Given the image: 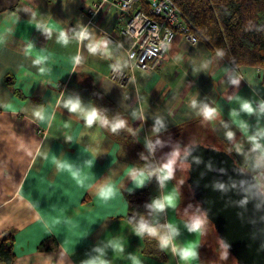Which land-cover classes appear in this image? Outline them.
I'll return each instance as SVG.
<instances>
[{
	"label": "crops",
	"instance_id": "0c3cea01",
	"mask_svg": "<svg viewBox=\"0 0 264 264\" xmlns=\"http://www.w3.org/2000/svg\"><path fill=\"white\" fill-rule=\"evenodd\" d=\"M95 1L0 0V238L12 239L11 264H80L94 245L114 238L123 242L125 252L109 251L111 264H132L128 253L142 264H180L156 240L135 236L126 218L125 193L146 189L150 199L158 195L155 180L140 188L139 177H130L131 166L139 167L130 146L143 147L156 116L168 126L161 139L196 127L193 133L198 139L207 138L206 143L229 150L264 190V168L253 167L254 155L241 127V119L254 127L256 118L231 115L237 104L229 99L235 95L264 99V69L236 66L218 57L204 40L191 44L176 35L157 69L144 73L132 68L130 82L121 87L108 79V72L114 63L129 67L126 56L132 38L122 32L126 17L113 2L90 13ZM77 21L94 29L97 38L107 39L109 34L114 39L111 59L98 39L71 40L66 46L57 42V34ZM38 23L52 32L51 39L36 30ZM30 42L35 48L27 47ZM92 47L99 54L93 55ZM78 53L83 57L80 64L73 59ZM38 57L47 58L41 65L44 73L32 64ZM236 76L242 77L238 89L229 84ZM60 91L78 93L96 105L97 95L139 135L125 130L134 139L128 147L106 128L86 129L83 121L63 109L56 111L53 120ZM196 94L221 110L222 119L236 131L235 139L219 119L202 120L193 114L189 103ZM38 104H45L43 121L32 116L33 105ZM133 110L142 111L145 119L133 120ZM65 122L70 126L65 127ZM259 123L264 126V119ZM94 149L102 156L96 158ZM102 178L114 190L108 197L97 194ZM173 189L181 192L175 178L165 191ZM188 218L181 213L180 199L163 220L179 226L178 242L198 246L200 259L194 264H223L203 255L204 234L189 233L184 228Z\"/></svg>",
	"mask_w": 264,
	"mask_h": 264
},
{
	"label": "clouds",
	"instance_id": "9594fccd",
	"mask_svg": "<svg viewBox=\"0 0 264 264\" xmlns=\"http://www.w3.org/2000/svg\"><path fill=\"white\" fill-rule=\"evenodd\" d=\"M36 30L40 32L45 39L52 38V32L44 27L43 24H37ZM71 33V35H69ZM97 39L102 44L104 54L111 59L110 41L105 37L97 38L94 29L77 21L73 28L67 30L62 29L57 34V42L67 45L71 40H78L83 43L84 40L90 42H96ZM29 49L35 48L34 44L30 42L27 46ZM91 53L93 55L99 54V50L96 47H92ZM216 55L223 58L225 53L218 51ZM46 57H38L32 61L33 66L38 68V72L44 73L45 67H41L46 62ZM77 64L82 63L83 57L78 53L73 57ZM115 71L119 72L120 65L113 64L111 66ZM202 69L207 65H202ZM242 77L236 76L230 79L229 84L237 88L239 87ZM230 102L237 104L236 108L230 110V114L241 118L255 117L257 124L254 127H250L249 123L241 119V127L244 132L247 133L246 143L250 146L249 152L254 155L253 167L255 169L264 168V126L260 125V121L264 119V99H245L239 95H235L229 98ZM7 107V105H3ZM45 104L33 105L32 116L38 121H43V109ZM189 108L193 114L200 117L202 120H220L222 126L228 129L227 135L233 139L236 138V131L231 128L230 122L225 121L221 117V110L214 107L210 100H200L198 94H196L189 103ZM63 109L67 111L69 116H74L78 120L83 121L86 129H92L94 126L100 128H106L113 134H118L123 130L131 132L133 135H139L135 129L129 128L128 121L119 113L110 115L107 108L100 107L92 101L85 102L78 93L75 92H59L57 105L53 109L52 119H55V113L57 110ZM133 120L145 119L142 111L133 110L131 112ZM70 125L65 122V127ZM168 131L167 122L161 116H156L151 126V135L144 137L143 151L138 154L139 160L143 161V164L139 167L133 164L130 177H139L140 188L145 187L148 183L155 180L158 195L151 198L142 207L143 211L132 210V214L128 217V222L132 226V232L137 237H148L156 240L159 248L162 251H168L175 256L180 264H194L199 261L200 254L198 246L190 243H180L179 238L182 233L178 225L163 220V217L169 209L175 210L177 207V201L181 199V192L178 190L165 191L168 189V184L175 178V170L178 163L183 159L184 163L191 166V163L199 161L200 157L193 156L192 152L197 147L195 144L188 145L182 144L180 141H173L169 135L167 139H161L162 133ZM242 147V145H239ZM164 148H168L167 152H162ZM187 148V155L182 157L183 150ZM96 158L102 156L99 149H94ZM159 153V155H158ZM243 154V152H241ZM191 158V159H189ZM167 166V170L165 169ZM102 178L97 187L99 188L98 195L102 197H108L113 194V188L104 183ZM139 188V189H140ZM216 190L221 191L216 188ZM244 197L242 200H246ZM241 205V204H240ZM246 205V204H245ZM193 209L197 211L191 212L189 218L184 223V228L189 233L205 234L206 224L209 221L208 212L199 204L192 205ZM256 211H260L254 205ZM163 221V222H162ZM221 248L224 250L222 258L228 259L230 245L225 242L224 239L218 238ZM123 254L125 248L122 241H117L115 238L112 241L100 243L94 245L86 254L85 258L80 261V264H111V260L108 258V252ZM127 258L132 264H142V261L132 253L127 254Z\"/></svg>",
	"mask_w": 264,
	"mask_h": 264
},
{
	"label": "water",
	"instance_id": "95a60500",
	"mask_svg": "<svg viewBox=\"0 0 264 264\" xmlns=\"http://www.w3.org/2000/svg\"><path fill=\"white\" fill-rule=\"evenodd\" d=\"M192 144L197 145L192 155L200 157L190 168L186 163V183L194 200L208 212L217 237L230 245L236 264H264V191L257 177L225 150ZM186 155L187 148L182 157Z\"/></svg>",
	"mask_w": 264,
	"mask_h": 264
},
{
	"label": "trees",
	"instance_id": "16d2710c",
	"mask_svg": "<svg viewBox=\"0 0 264 264\" xmlns=\"http://www.w3.org/2000/svg\"><path fill=\"white\" fill-rule=\"evenodd\" d=\"M172 1L192 23L198 37L216 52L223 51L225 53L223 58L226 61L236 66H253L264 69V0ZM95 100L100 107L107 108L110 115L116 112L115 108L108 107L106 101L97 95ZM114 135L125 140L128 147L134 140L133 136L125 134V130ZM143 150L139 143L130 146V153L138 166L143 164L138 156ZM225 151L235 159L229 150L225 149ZM261 189L263 190L262 187ZM124 196L129 216L132 210L143 211L142 206L150 201L146 189L135 193H125ZM13 260L11 237L0 238V262L11 264Z\"/></svg>",
	"mask_w": 264,
	"mask_h": 264
},
{
	"label": "built area",
	"instance_id": "2783aa9c",
	"mask_svg": "<svg viewBox=\"0 0 264 264\" xmlns=\"http://www.w3.org/2000/svg\"><path fill=\"white\" fill-rule=\"evenodd\" d=\"M108 2H113L125 15L126 25L122 32L132 38L126 56L129 67L120 66L119 72L110 67L108 72V79L121 87L130 82V69L144 73L157 69L176 35L191 44L198 41L196 29L172 0H96L88 11L93 14ZM106 37L115 42L109 34Z\"/></svg>",
	"mask_w": 264,
	"mask_h": 264
},
{
	"label": "rangeland",
	"instance_id": "374dc122",
	"mask_svg": "<svg viewBox=\"0 0 264 264\" xmlns=\"http://www.w3.org/2000/svg\"><path fill=\"white\" fill-rule=\"evenodd\" d=\"M193 129L196 130V127L189 128L187 131L171 133L169 135L171 136V139L173 141H180L182 144H185V145H189L192 143H202V144L211 145L209 143H206L208 142L206 141L207 138L206 140H204V142L198 139V137H196L195 134L193 133ZM168 136H166V139L168 138ZM168 150H169L168 148H164L162 152H167ZM187 167L188 165L186 163L179 162L175 170V179L181 191V213L186 214V216L189 217L191 212L197 211L196 209L192 208V205H196L198 203L194 200L192 196V191L189 189L188 184L186 183ZM124 199H125V202H127L125 196H124ZM128 216H129V213L127 211L126 213L127 219H128ZM223 251L224 250L221 248L219 244V240L216 235V232L212 224L208 221L206 224V231L203 236L202 253L205 257L207 256L208 258H212L223 264H236L235 259L230 254L228 255V259L224 260L222 258Z\"/></svg>",
	"mask_w": 264,
	"mask_h": 264
},
{
	"label": "snow or ice",
	"instance_id": "6c2138e0",
	"mask_svg": "<svg viewBox=\"0 0 264 264\" xmlns=\"http://www.w3.org/2000/svg\"><path fill=\"white\" fill-rule=\"evenodd\" d=\"M62 167H63V165H62Z\"/></svg>",
	"mask_w": 264,
	"mask_h": 264
}]
</instances>
